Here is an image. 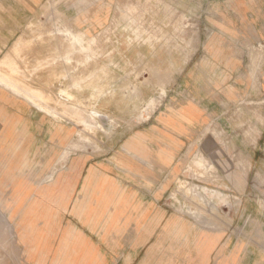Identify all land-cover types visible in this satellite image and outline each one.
Masks as SVG:
<instances>
[{"label":"rangeland","instance_id":"rangeland-1","mask_svg":"<svg viewBox=\"0 0 264 264\" xmlns=\"http://www.w3.org/2000/svg\"><path fill=\"white\" fill-rule=\"evenodd\" d=\"M263 62L264 0H0L1 73L49 96L34 113L0 89V126L13 119L0 131V264H29L17 218L44 201L71 154L114 168L118 204L132 190L163 216L142 252L126 246L133 264H264ZM89 110L100 116L87 130L73 111ZM22 112H33L38 131L48 117L36 147L15 134ZM140 141L177 148L168 171L154 174L148 162V181L132 189L126 158ZM168 218L179 223L163 228ZM176 226L173 240L167 228ZM162 228L168 236L154 248Z\"/></svg>","mask_w":264,"mask_h":264},{"label":"crops","instance_id":"crops-1","mask_svg":"<svg viewBox=\"0 0 264 264\" xmlns=\"http://www.w3.org/2000/svg\"><path fill=\"white\" fill-rule=\"evenodd\" d=\"M262 70L264 74V62ZM30 107L34 113L38 112L33 106ZM185 111L189 122L199 120L196 108L186 107ZM33 112L30 115L20 113L14 129L16 135L26 134L27 140L33 141L36 147L38 138L43 134L46 138L48 117L44 118V124L38 131L32 119ZM18 139L21 140V137ZM162 143L160 146L150 147L149 141H140L133 146L139 152L127 153L126 170L130 188L139 187L138 180L141 183L148 181V162H153L154 168L151 171L154 174H163L169 170V159L175 155L169 150H174L176 145ZM20 147L23 149L25 144L22 143ZM259 147L264 148V140L259 141ZM150 149H162L165 152L158 151L155 155L148 151ZM150 154L152 157H149ZM63 163L66 168L60 173L56 186L44 188V201L35 204L29 212L26 211L27 214L21 220L17 218L20 223L19 242L29 264H119L121 257L124 258V264H133V253H127L126 246H135L136 251L142 252L150 242L151 231L161 226L159 217L163 216L160 213L154 214L152 208L139 203L138 196L132 190L128 192L129 203L118 204L122 186L112 175L114 168L110 166L101 170L96 166L98 163L95 157L71 154ZM140 186L141 190L147 187L146 184ZM35 189L38 193L42 190ZM38 193L33 196L38 198ZM20 211L21 208L18 212ZM165 235L167 234H162L161 229V235L153 243L154 248L164 245ZM122 246H125L123 252ZM147 256L144 263H147Z\"/></svg>","mask_w":264,"mask_h":264},{"label":"bare ground","instance_id":"bare-ground-1","mask_svg":"<svg viewBox=\"0 0 264 264\" xmlns=\"http://www.w3.org/2000/svg\"><path fill=\"white\" fill-rule=\"evenodd\" d=\"M122 11V10H121ZM146 11V10H145ZM149 11V10H148ZM123 12V11H122ZM39 17V16H38ZM125 20V18H124ZM96 23L98 25H100L103 20L100 19V18H97L96 20ZM122 21V20H121ZM143 24V23H142ZM154 27V26H153ZM149 28V27H148ZM106 33V32H105ZM67 37L70 38V41L72 44H76V45H81L82 43V39L79 37V36H75L73 35V33H69L66 35ZM168 39V38H167ZM9 47V46H8ZM13 48V47H12ZM8 56V55H7ZM6 56V57H7ZM14 56V54H13ZM12 61V60H11ZM2 64L6 63V60L5 61H2L1 62ZM7 64V63H6ZM13 64V63H12ZM11 64V65H12ZM62 65V64H61ZM5 66V65H4ZM10 66V65H8ZM57 65H55L54 67H56ZM68 66V65H66ZM6 67V66H5ZM58 67V66H57ZM63 68V67H62ZM55 69V68H54ZM64 69V68H63ZM13 70V69H12ZM48 69H46L45 71H47ZM52 70V69H50ZM11 71V69H10ZM53 71V70H52ZM18 74V73H17ZM53 74V72H52ZM23 75H26L25 73ZM55 75V74H54ZM22 76V75H21ZM39 77V76H38ZM9 75L7 74H4V73H1L0 71V89L3 90V91H6L7 93L12 94L13 96L16 95L18 96L19 98H21L22 100H24L26 103H29L31 104V106H33L37 111L39 112H43L44 110H46V105L44 103V101L48 100L49 99V96L44 92V91H41L39 89H34V88H30V87H24V88H21V87H17V85L15 84V80L14 81H11L9 80ZM14 79V78H13ZM43 79V78H42ZM41 79V80H42ZM36 80V79H35ZM44 80V79H43ZM44 82V81H43ZM42 82V83H43ZM19 83V82H18ZM54 83V82H53ZM21 84V83H20ZM50 84V83H49ZM47 85V84H46ZM47 86H50V85H47ZM80 93V92H79ZM66 95V93H64ZM81 95V93H80ZM115 96V95H114ZM122 100V99H121ZM124 101V99L122 100ZM121 102V101H120ZM125 102V101H124ZM105 103V102H103ZM127 103V102H126ZM107 104V103H106ZM105 104V105H106ZM122 104V103H121ZM152 104L153 102L150 101L148 103V110H152ZM124 105V104H123ZM101 106V105H100ZM106 107V106H105ZM113 107V106H112ZM116 110H117V107L115 106ZM119 109L121 108L120 106L118 107ZM127 108V107H126ZM72 109V108H70ZM125 109V108H124ZM108 111V110H107ZM125 111V110H124ZM127 111V110H126ZM125 111V112H126ZM57 112V111H56ZM75 114V116L79 119L78 120V123H80L81 125H83V127L87 130L93 128V123H94V120L96 117H99L100 115L98 113H96L95 111H92V110H89L85 113L84 116L80 115V113H75V111H73ZM109 112V111H108ZM119 111H117L118 113ZM120 113V112H119ZM128 113V112H127ZM124 115V113H122ZM114 115V114H113ZM128 115V114H126ZM47 116V115H46ZM115 116V115H114ZM127 117V116H126ZM13 120L12 117L8 120V121H5L7 123H5V128L1 127L0 126V131L1 132H5L6 129L8 128V126H10L8 124L9 121ZM96 122V121H95ZM98 123L96 122V125ZM109 129V127H108ZM62 130V129H61ZM63 132V131H61ZM71 134L67 131L66 133H64V137L63 139L68 138ZM61 143V142H60ZM115 161L118 162L117 158H115ZM216 198H218V196H216ZM157 217H154V220H156ZM161 217H159L160 219ZM168 223L170 224H176V223H179L178 222V218H168L167 222L163 225V228H166L165 225H167ZM162 228V234H167L168 235V232H169V236H171L172 238H176V239H173V240H177L178 239V236L181 235V228L180 226H176V227H172V229L170 230V228H167L168 229V232L165 231L164 229ZM178 245L175 244V248H174V251H177L176 249H178ZM178 252V251H177Z\"/></svg>","mask_w":264,"mask_h":264}]
</instances>
